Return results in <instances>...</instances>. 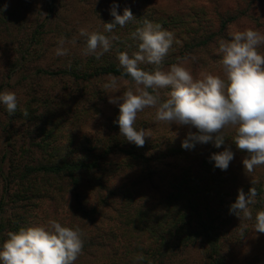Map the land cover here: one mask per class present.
<instances>
[{
	"label": "rangeland",
	"instance_id": "obj_1",
	"mask_svg": "<svg viewBox=\"0 0 264 264\" xmlns=\"http://www.w3.org/2000/svg\"><path fill=\"white\" fill-rule=\"evenodd\" d=\"M5 4L7 9L0 11V92L4 90L15 92L18 109L15 114L9 115L5 106L0 104V197L6 194L5 202L7 201L8 204L3 215L7 227L4 228V232L0 231V244L10 230L8 224L17 221L18 217L27 219L25 222L28 224L27 227L46 226L50 219L58 222L65 220L67 208L73 210L74 207L72 197L66 203H63L64 200L60 201L59 197L52 202L49 200L40 204L33 202L34 205L29 209L21 208L25 206L22 201L19 207L13 205L9 200L15 198L12 194L20 188L17 187L16 181H6L12 178L11 159H17L23 164L38 165L42 160H53L52 146L68 147L69 150L80 153L79 144L83 141H90L99 154H103L106 148L127 149L135 145L120 134L119 125L115 123L119 108L109 103L111 90L106 93L103 87L110 77L82 81L70 76L50 77L39 73V70L53 72L62 68H76V66L85 70L93 64L110 61L119 64L117 57L120 52L131 55L136 50L137 42L131 38V33L136 28L142 27L145 19L158 23L163 29L174 33L173 54L186 40L184 38H187L188 26H179L175 22L176 16L182 14L188 16L196 14L200 22L202 21L200 25L205 28H210L209 22L212 19V23L215 24L214 29L218 30V23L213 21L217 13L238 12L239 18L229 25V33L249 28L264 33V0H0V8ZM113 4L118 5L117 11L121 15L125 7L130 8L135 19L123 28L116 27L112 34L119 36V40L114 41L111 50L99 59L95 56L83 55L85 37L79 35V30L85 28L89 32L104 33L103 22H111L114 19L110 15ZM184 21L186 22L187 18H184ZM36 30L38 34L37 32L34 34ZM205 33L207 32L202 34ZM33 34L36 35L35 39ZM178 36L182 40H179ZM61 37L69 41L65 45L69 50L66 56L55 54L57 41ZM73 40L75 43H71ZM216 47V44L211 46L213 52ZM22 50H28L27 53H23V59L20 52ZM258 51L264 54V45L259 46ZM205 56V52L199 54L200 58ZM219 60L210 61L204 69H200V66L196 67L193 61H187L186 66L191 69L194 76L201 71H207L223 77ZM178 62H180L179 55L175 53L172 57L164 59L160 67L167 71L172 64ZM141 67L144 70H151L154 66L141 65ZM118 81L119 92L114 95H121L128 88L135 87L134 82L123 79ZM168 91L170 89L159 90L161 99L167 98ZM24 110L28 111V117L22 115ZM155 113V108H145L137 114L134 124L137 130L141 128L151 130V137H146L144 146L140 147L149 155L175 146L186 138L189 131H197L188 126L169 127L164 122H157ZM225 135L234 137V129H226ZM197 144L201 145V143ZM58 154L68 158L81 156L76 153L59 152ZM245 156L234 154V159L225 170L230 190H227L223 205L224 218L234 216L230 214L229 209L236 201L238 190L243 189L247 193L253 184L264 178V165L257 166L252 173H245L242 163ZM123 160L124 157L120 153L109 156L108 168H113L109 173L110 186L121 187L124 184L128 185L132 180V171L120 172L115 168L116 163ZM171 160V158L167 159V161ZM7 188L9 193H6ZM135 199L141 200L139 196H135ZM250 208L252 210L251 205ZM239 220L240 218L238 221L226 222L223 226L224 238L234 243V236L240 234L241 238L240 244L233 246V251L227 253L232 259L231 264H260L259 261L264 254V234L255 232L253 221H250L249 230L241 236ZM20 224L23 225V222ZM110 227L112 228L111 223L106 222L102 225V229L106 232L110 231ZM118 236L123 241H115L116 245L113 242L114 247L118 243L121 246L128 241V237L123 238L120 233ZM190 256L199 261L202 257L198 258V249H192Z\"/></svg>",
	"mask_w": 264,
	"mask_h": 264
},
{
	"label": "trees",
	"instance_id": "obj_2",
	"mask_svg": "<svg viewBox=\"0 0 264 264\" xmlns=\"http://www.w3.org/2000/svg\"><path fill=\"white\" fill-rule=\"evenodd\" d=\"M184 18H187L186 22ZM238 18V12L217 13L213 20L218 23V30H215L212 19L210 28H205L200 25L202 21L196 14L176 16L175 22L179 26L187 25L189 28L187 38L174 54L171 47L167 56L170 58L176 53L180 60L187 57L196 67L206 68L210 61L220 59L211 46H218L219 39L230 38L229 25ZM204 32L207 33L202 34ZM177 38L182 40L180 36ZM20 52L23 59V53L28 50ZM201 52L206 53L204 58L199 57ZM79 68L38 72L50 77L62 75L82 81L114 76L133 82L123 75V69L116 62L93 64L85 70ZM225 136L226 143L233 144V137ZM181 145L182 141L153 155L135 145L127 149L106 148L103 154H99L90 141H83L79 144L80 153L68 147L52 146L53 160H42L38 165L11 159L12 178L6 181H16L20 189L12 194L15 198L9 201L18 207L22 201L25 206L21 208L29 209L37 202H52L59 197L60 201L66 203L72 197L73 210L67 208L66 219L60 223L73 229L78 227L81 231L83 248L75 264H231L232 259L227 253L240 244L241 238L237 234L234 236L235 243L230 242L223 237V226L226 222L238 221L239 217L224 218L223 205L230 188L225 170L216 168L214 161L210 160L211 154L223 151L224 146L217 149L211 143L200 146L196 143L194 148L184 149ZM231 147L234 154L247 155L237 150L234 144ZM59 152L81 156L68 158L59 155ZM115 153L124 157L122 162L116 163L115 168L120 172H133L128 185L110 186L109 173L113 168H108V159ZM170 158L172 160L167 161ZM262 178L252 185L257 191L256 202L251 205L253 219L239 220L241 236L249 230L250 221L254 224L256 212L264 210ZM5 195L0 197V231L3 232L7 227L3 216L8 207ZM135 196L141 200L135 199ZM148 202L149 205L146 204ZM17 219L19 221L8 224L9 232L27 227L26 218ZM106 222L112 225L109 232L102 229ZM118 233L123 238L128 237V241L114 247L113 242L123 241L118 238ZM7 238L8 235L3 241ZM192 249L199 250L198 258L202 256L200 261L190 256ZM141 256L143 259H139ZM262 256L260 264H264V254Z\"/></svg>",
	"mask_w": 264,
	"mask_h": 264
},
{
	"label": "clouds",
	"instance_id": "obj_3",
	"mask_svg": "<svg viewBox=\"0 0 264 264\" xmlns=\"http://www.w3.org/2000/svg\"><path fill=\"white\" fill-rule=\"evenodd\" d=\"M117 7L113 4L110 8L114 19L103 22L104 33L112 34L117 26L123 28L135 19L130 8L125 7L121 15ZM6 9L7 4L0 11ZM104 33L79 30V35L85 37L83 55L99 59L111 50L119 36ZM229 36V39H219L215 48L223 77L207 71L194 76L186 66L187 57L164 71L160 66L173 45L174 33L145 19L142 27L131 33V38L137 42L136 50L131 55L120 52L117 57L123 75L130 77L135 87L117 96L114 95L119 92L117 77H110L103 85L106 93L111 90L109 103L119 108L115 123L119 125L120 134L128 142L143 147L145 138L151 137V130L134 127L137 114L145 108H155L157 122L197 130L187 133L182 148L192 149L196 143H211L217 149L224 146L223 151L210 156L216 168L228 169L234 159L233 144L247 154L242 160L245 173H252L257 166L264 165V54L258 51L259 46L264 45V33L249 28L232 31ZM66 43L69 41L64 37L58 39L57 56L68 54ZM141 65L154 67L144 70ZM161 89H170L166 99H161ZM0 104L9 115L15 114L18 109L16 93L0 92ZM22 115L28 117L29 113L24 110ZM226 129L235 131L233 144L226 143ZM256 195L254 187L247 193L239 189L236 201L230 205V214L252 220L250 205L256 202ZM254 219V231L264 234V210L257 211ZM7 235L0 244V264H75L83 248L80 229L64 226L55 219L48 220L46 226L22 227Z\"/></svg>",
	"mask_w": 264,
	"mask_h": 264
}]
</instances>
